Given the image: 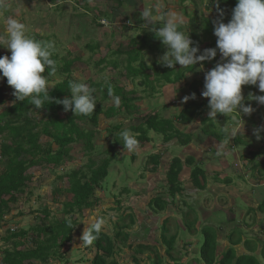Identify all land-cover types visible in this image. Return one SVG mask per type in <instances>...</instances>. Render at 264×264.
<instances>
[{
  "label": "rangeland",
  "instance_id": "obj_1",
  "mask_svg": "<svg viewBox=\"0 0 264 264\" xmlns=\"http://www.w3.org/2000/svg\"><path fill=\"white\" fill-rule=\"evenodd\" d=\"M157 2L163 6L161 14L175 12L183 17L181 28L185 34L189 33L191 36L195 23L198 24V35L203 50L216 47L215 35L205 38L201 34L204 16L218 21L217 13L206 8L208 0H8L9 10L0 11V32H3L5 17L11 15L26 25L29 36L36 39L39 36L41 40L55 42V55L58 56L60 65L65 59L78 58L69 74L58 71L52 76L49 80L52 86L69 76L72 80L85 82L96 89L97 104L106 110L114 105L109 95L103 98L102 88H107V78L109 82L112 81L110 83L122 87L124 92L135 90L136 99L131 103L138 106V110L129 112L120 102L122 106L117 116L107 118L102 114L98 125L78 120L83 130L94 131L93 148L87 149L84 145L86 140L81 139L71 145L67 162L65 161L58 170L51 171L43 165L31 170L32 181L26 193L16 203H10V212L0 224V237L5 236L7 230H32L41 223L44 207L50 211L49 221L72 218L77 220L78 226L72 240L67 242L62 251L64 255L50 258L47 263L33 261L30 264H91L95 251L93 247L82 246L81 236L86 227L82 221L103 218L102 231L113 234L120 224H130V214L135 218L133 224L125 229L130 238L125 244H116L114 257L118 264H155L159 256L162 258V263L159 264H197L196 258L203 237L197 231H189L186 227V221L193 220L195 216L198 218L195 230L197 228L200 231L204 225L213 226L218 230L219 254L231 245V234L232 239H242V243L236 246L238 255L247 252L244 241L258 245V256L264 246V213L258 210L264 199V176L252 169L254 163L264 161V148L263 154L258 158L251 154L262 148L263 139H257L253 130L264 125V105L248 99L250 93L264 94L260 93L256 86H243L244 103L255 109L250 116L242 117L238 112L230 117L222 114L225 121L215 123L214 132H224L220 140L204 134L201 129L204 124H201L200 118L190 124L177 125L184 132L195 134L194 140L185 146L179 145L176 139L163 142L162 136L151 132V141L140 145L136 153L132 154L124 150V145L119 140L120 132L129 130L132 125L141 124L148 115L159 113L162 117H173L177 114L186 104L182 102L183 97L192 95L189 88L191 80L200 78L205 81V73L213 68L208 61V66L203 65L202 70L188 73L186 80L176 85H166L160 79L161 75L155 73V69L164 67L158 60L167 48L159 39H155L152 43L160 44L163 52L145 47L142 54L150 69L147 72L152 74L150 82L145 80V76L129 75L126 67L128 51L138 47L141 38L149 33L152 27L149 25L148 29H144V21L139 20L140 14L145 6L150 7ZM101 12L111 15L112 19H107L105 13L102 16ZM157 19L159 20V16ZM129 20L133 23L129 24ZM100 21L105 23L98 25ZM156 26H160L159 22ZM6 54L10 56V50L0 47V57ZM215 60L216 63L220 61L219 52ZM114 61L118 63L117 66ZM139 61L140 59L133 65L138 66ZM150 83L156 86L155 91ZM203 90L204 88H201V96H195V99L208 101V98L202 96ZM5 96L9 98L10 95L5 92ZM130 97L131 94L128 95V98ZM10 104L11 102L7 106ZM3 110L4 107H0V112ZM32 116L39 120L44 118L43 113L36 111ZM237 120L241 128L244 124V134L240 135L241 143H237L236 137L232 138L225 132L226 129L230 132ZM118 125L121 127L117 130L115 128ZM130 132L137 137L134 132ZM260 135L264 137V132ZM116 140H119L117 145ZM1 141L0 137V144ZM41 143L44 146L51 143L53 148L57 149L53 138L48 136L43 135ZM108 148V152L112 153L105 152ZM155 153L161 154L162 157L158 171L152 169L151 163H146L149 156ZM114 154L116 158L111 162L109 176L95 192V197L98 198L96 206L80 213H65V201L71 199V195L65 192L69 186L68 174L79 168L86 170L91 160L100 164L103 158ZM190 155L194 156L195 163L198 161L206 171L205 186L200 188L193 185L191 168L185 165L181 173L183 191L172 197L166 181V171L174 157L179 156L184 161ZM260 175L263 178L255 177ZM61 189L63 191H60ZM155 196H160L167 202L163 210L150 205ZM167 218L169 235L178 234L173 254L179 259L178 262L166 254V246L161 239V227ZM139 244L148 245L151 250L136 254L135 249ZM31 246L29 243L27 247ZM12 248L11 244L0 242V264H5L2 251ZM134 257L138 260H134ZM262 263L264 264V261Z\"/></svg>",
  "mask_w": 264,
  "mask_h": 264
},
{
  "label": "trees",
  "instance_id": "obj_2",
  "mask_svg": "<svg viewBox=\"0 0 264 264\" xmlns=\"http://www.w3.org/2000/svg\"><path fill=\"white\" fill-rule=\"evenodd\" d=\"M182 2L194 1V0H181ZM237 0H219L218 7L215 0H208L206 8L212 9L217 13L218 20H223L227 23L231 19L232 9L235 7ZM219 9H223V15H221ZM102 16L105 13L109 20L112 19L111 15L106 12H101ZM141 20V18L139 19ZM195 21V19H194ZM213 19L207 16L203 17L201 32L205 38H211L214 35V24ZM105 22H98V25H103ZM126 27V25H123ZM200 29L198 24L195 23V27L191 34L194 46H198L200 52L197 55L203 53L201 45V38L198 35ZM38 40H41L37 36ZM155 34L150 31L139 41L138 47H134L128 51L129 59L127 69L129 75L134 77L138 75L145 76V80L150 82L152 77L151 73L147 70L149 66L143 60L142 54L145 47L158 50L159 53L163 52V48L160 44H153ZM153 40V43H152ZM158 41V40H157ZM217 41L215 36L214 42ZM95 47V46H94ZM141 57V58H140ZM53 59L57 61L58 71L69 74L74 63L78 60L65 59L62 65L59 64L58 56L54 54ZM138 66H134L133 63L139 60ZM115 66L118 65L116 61L113 62ZM204 66H208L209 62H202ZM212 67L216 65V60L210 61ZM179 64L176 65L175 69L172 68H159L155 69V73H159L160 79L168 85H176L183 80L188 78V73L195 72V66L189 68H180ZM196 68H200V64L196 65ZM47 76V71L45 73ZM52 77H49V80ZM72 80L69 77L57 82L53 88L50 89V95L53 97L48 104L42 109H35L27 100L15 102L13 95V88L7 84V78L0 80V107H4V110L0 112V137L2 139L0 144V224L5 220L6 215L10 212V203H16L19 198L26 193V189L31 183L33 174L31 170L37 166L43 165L51 171H56L63 163L67 162V157L71 151V145L79 142L81 139H85L87 149L93 148V139L95 133L93 130L85 131L79 124L78 120L90 121L94 125H98L100 115L104 114L107 118H113L119 113V108L123 105L129 112L138 110V106L131 102L136 99L135 90L124 92L123 88L118 84L111 83L114 95L120 97L119 107L114 105L108 109L103 110L100 105L96 103L95 112L91 116H74V113L64 111L62 104L55 103V99H64L65 97H71L70 90L68 89ZM160 81V80H158ZM112 82V81H110ZM204 80L200 78H193L189 83L190 92L195 96H201V88H204ZM151 84V83H150ZM153 84L151 88L153 91L156 90ZM104 90V91H103ZM5 92L9 93V98H6ZM103 98H106L108 94L107 88H102ZM131 97L128 98V95ZM97 99V98H96ZM11 102L9 106L7 104ZM34 111L43 113L47 118L37 119L32 116ZM208 101L191 99L186 102L184 107L179 110L173 117H162L159 113L148 115L145 120L138 125H132L129 130L137 135L139 146L144 145L151 141L150 133L162 136L163 142H170L177 140L179 145L185 146L190 144L195 134L192 132H184L177 125H186L194 122L197 118H200L202 131L205 135L214 136L217 139L223 138V133H215V123L224 122L225 119L222 114H217V117H209ZM213 125V126H212ZM212 126V127H210ZM120 125L116 126L115 129H120ZM45 135L49 138H53V143L57 145V149L53 148V144L49 143L47 146L42 145L41 137ZM262 142V148L257 149L255 152H251L254 158H258L263 154L264 138ZM237 143L242 142V138L236 136ZM119 140H116V145ZM85 146V147H86ZM114 146L111 148L113 149ZM108 148L105 152H108ZM115 155V154H114ZM107 156L102 159L100 164L91 160L87 166V169H76L72 170L68 174L69 186L65 189V192L71 195V199L65 201L64 211L67 214L78 211L79 213L85 209H93L98 203V198L95 197V192L98 188L102 187V182L109 176V170L111 162L116 158V155ZM161 154H151L147 160V164H152V169L158 171L161 164ZM187 165L191 168V179L193 185L200 188L205 186L207 181L206 171L200 164L195 163V157L190 155L184 161L181 157L176 156L172 159L168 170L166 171V181L169 185L170 195L176 197L177 193L183 191V184L181 180V173L184 166ZM253 170H257L259 174L264 176V161L254 163L252 166ZM255 176L263 178V176ZM230 180V179H229ZM229 180H226V182ZM60 191H63L62 189ZM151 206H156L158 209L163 210L167 202L160 196H155L150 202ZM258 210L264 213V199L258 206ZM50 211L47 207L42 210L41 223H38L32 230L22 228L17 232H11L7 230L5 236L0 237V242L4 241L13 246L12 249H5L3 253V262L5 264H30L33 261H41L47 263L50 258L64 255V251L67 242H70L73 237V233L78 226L76 219L62 218L54 219L49 221ZM186 216H189L186 214ZM72 221V227H69L67 220ZM125 219V217H124ZM130 224H120L119 229L113 234L101 231L98 239L94 240L89 248L93 247L95 254L91 260V264H118L117 259L114 257L116 252L117 242L125 244L130 236L125 229L129 228L135 221L134 215H129ZM124 221V220H123ZM125 222V221H124ZM123 222V223H124ZM168 218L164 220L161 227V239L163 244L166 246V254L170 259L178 262L179 259L173 256L178 234L169 235L170 229L168 227ZM198 218L195 216L193 220L186 221V227L189 231L198 232L203 237V242L198 250V258H196L197 264H263L264 261V246L260 251L259 256L256 254L257 244L251 241H246L247 252L241 255L237 254L236 246L242 242L239 237L232 239L230 236L231 245L219 254V241H218V230L210 225H204L200 231L196 227ZM31 243V247H27ZM257 245V246H256ZM20 247H25L24 249ZM151 250V247L144 244H139L135 249L136 254H142L145 251ZM134 260H138L134 257ZM262 260V261H261ZM162 263V258L159 256L156 259L155 264Z\"/></svg>",
  "mask_w": 264,
  "mask_h": 264
},
{
  "label": "clouds",
  "instance_id": "obj_3",
  "mask_svg": "<svg viewBox=\"0 0 264 264\" xmlns=\"http://www.w3.org/2000/svg\"><path fill=\"white\" fill-rule=\"evenodd\" d=\"M218 3L219 0H215ZM162 4L146 7L141 12L144 29L151 25L155 37L167 48L159 57L158 63L164 67L175 69L195 66V71L203 69L205 61H211L220 53V61L205 73L204 90L202 96L208 98L209 117L217 114H231L238 112L242 115H251L255 109L244 103L243 86L254 85L260 93H264V0H237L232 9L231 19L225 23L222 19L213 21L214 35L217 37L216 47L208 48L202 54L198 46H194L189 33L185 34L181 26L183 17L175 12L161 14ZM9 10L8 0H0V11ZM223 15V9H219ZM159 16V20L157 19ZM159 22L160 26L156 24ZM133 21L129 20V24ZM0 47L10 50L11 55L0 57V80L7 78V84L13 88L15 102L28 101L35 109H42L53 97L50 89L53 86L49 77L57 73V61L53 59L56 52L55 42L38 40L27 34L26 25L13 18L5 17L3 32H0ZM200 64V68L196 65ZM47 71V76L45 75ZM190 74V73H189ZM109 96L114 106L119 107L120 97L114 95L111 83L105 79ZM71 97L55 99V103L62 104L64 111L71 110L74 116H91L96 108V89L81 81H72L69 84ZM195 93L183 97L182 102L194 99ZM249 100L264 105V94H249ZM244 121V120H243ZM237 120L230 132L226 134L232 138L244 134V124L241 128ZM264 132V125L253 130L257 139ZM119 140L124 150L135 154L138 139L127 129L119 133ZM86 227L81 236L82 246H89L98 239L104 227L103 218L96 217L91 221H82ZM69 227L72 221L67 220ZM246 242V241H244ZM242 243V242H241Z\"/></svg>",
  "mask_w": 264,
  "mask_h": 264
}]
</instances>
